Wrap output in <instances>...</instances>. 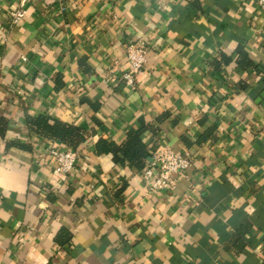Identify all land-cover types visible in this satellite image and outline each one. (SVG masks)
<instances>
[{"label":"crops","instance_id":"0c3cea01","mask_svg":"<svg viewBox=\"0 0 264 264\" xmlns=\"http://www.w3.org/2000/svg\"><path fill=\"white\" fill-rule=\"evenodd\" d=\"M0 0V264H264V11L254 0ZM131 44L148 49L138 88ZM245 62L242 63V60ZM249 61L251 64H246ZM84 133L69 176L31 128ZM144 143L192 161L174 192L98 153Z\"/></svg>","mask_w":264,"mask_h":264},{"label":"built area","instance_id":"2783aa9c","mask_svg":"<svg viewBox=\"0 0 264 264\" xmlns=\"http://www.w3.org/2000/svg\"><path fill=\"white\" fill-rule=\"evenodd\" d=\"M30 0H17L9 14L12 26L18 25L27 16ZM257 7L264 11V0H254ZM1 38V37H0ZM127 70L122 73L124 85L134 91L138 88V77L144 71L148 60V49L140 44H131L126 53ZM55 171L61 176H69L76 168L81 155L76 150L51 149ZM150 158L143 169V179L150 191L174 192L180 181L188 178L192 168L189 157L183 156L172 147L156 143L150 150Z\"/></svg>","mask_w":264,"mask_h":264},{"label":"trees","instance_id":"16d2710c","mask_svg":"<svg viewBox=\"0 0 264 264\" xmlns=\"http://www.w3.org/2000/svg\"><path fill=\"white\" fill-rule=\"evenodd\" d=\"M243 62L245 59L242 60ZM246 64L251 63L246 61ZM31 128L49 140L61 141L69 150H76L84 142V133L81 129L60 122L51 124L46 117L32 121ZM150 129V126L142 124L139 129L131 130L122 145L101 140L97 143V152L111 154L114 162L122 167L129 166L143 170L151 155L143 138Z\"/></svg>","mask_w":264,"mask_h":264}]
</instances>
